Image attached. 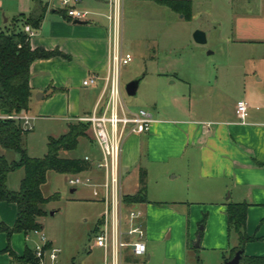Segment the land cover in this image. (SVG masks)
Returning a JSON list of instances; mask_svg holds the SVG:
<instances>
[{
	"label": "crops",
	"instance_id": "crops-1",
	"mask_svg": "<svg viewBox=\"0 0 264 264\" xmlns=\"http://www.w3.org/2000/svg\"><path fill=\"white\" fill-rule=\"evenodd\" d=\"M42 1L47 4V9L30 37V45L32 48L58 49L68 58L54 56L32 62L29 78L32 98L27 114L32 121L47 117L64 121L65 133L72 118L91 112L103 87L108 44L107 21L100 13L107 11V0H80L77 6L92 13L82 21L61 14L58 0ZM13 2L17 9L10 12L18 11L12 19L32 10L30 0ZM2 5L0 0V30L9 20L4 17L8 8ZM242 26V43L257 52L256 60L244 68L246 77L241 86V97L237 99L246 101L248 106L244 121L236 114L237 101H232L229 107L218 102L213 106L211 99L206 97L201 98L200 103L197 100V104L189 106L186 112L169 116L158 113L153 116L155 121L148 133L129 135L122 144L123 196L138 191L140 172H144L146 183L149 174H167L168 181L165 197L148 196L145 186L143 201L125 202L127 207L135 206L143 212L140 223L145 232L147 251L144 258H134L126 250L124 264L133 260L142 264H191V248L199 237V230L202 231L199 249L205 253L199 257V262L208 264L207 254L214 251L216 264H225L224 257L229 258L232 249L238 245L237 235L228 229V202L248 204L246 232L258 238L244 245L243 254L264 256V0L257 13L249 11L243 17ZM91 74L98 76L96 84L82 85V80ZM208 82L205 87L217 89L219 84L229 83V77H216L214 83ZM205 87H200L197 81L196 90ZM43 136L46 144L49 136L57 137L46 132ZM8 153L5 151L2 155L7 157ZM93 170L94 167L88 172ZM8 177L9 174L6 186L17 189V185H8ZM127 179L133 181L130 188L124 187ZM16 217V204L0 201V223L12 226ZM203 218L204 224L199 227ZM46 240V246L59 248L53 239L46 236ZM38 242L39 237L32 231L12 233L9 239L0 232V264L11 263V256L5 251L7 245L16 256H22L26 247L34 250ZM100 249L102 262L92 255L91 245H84L80 257L74 253L61 257L60 250L54 261L46 254L45 262L104 264V250Z\"/></svg>",
	"mask_w": 264,
	"mask_h": 264
},
{
	"label": "rangeland",
	"instance_id": "rangeland-1",
	"mask_svg": "<svg viewBox=\"0 0 264 264\" xmlns=\"http://www.w3.org/2000/svg\"><path fill=\"white\" fill-rule=\"evenodd\" d=\"M13 1L1 0L2 6L8 8L4 17H9L2 27L3 31L13 28L11 17L18 11L10 12L17 9L13 7ZM191 2V18L186 20L182 14L158 3L157 0H122L121 46L124 52L132 56V60L121 68L122 98L128 109L143 108L152 116H158V113L169 116L186 112L189 106L194 107L197 104V100L200 103L201 98L208 97L213 106L218 102L221 106L229 107L232 101L241 97V86L246 77L244 68L253 59L256 60L254 57L257 53L241 41L240 37L244 32L242 19L249 11L257 13L261 9L262 0ZM106 12L105 10L100 14L107 21ZM20 25V22H15L16 27ZM197 29L206 34L204 44L193 39V32ZM226 76L229 77V83H221L216 86L217 89L205 87L208 81L214 83L216 77ZM137 77H141L137 92L129 96L124 85ZM197 81L200 87L205 88L196 90ZM47 118L33 120L35 127L26 135L27 151L29 148V155L33 157H40L46 152L43 136L45 132L58 136L66 128L64 121ZM5 151L9 152L6 154L9 160L18 159L14 151L0 145V155ZM85 155L98 158L100 156L99 148L91 140L89 131L85 137L79 138L76 148L61 150L59 153V156L69 158H82ZM93 171L80 174L101 178L100 169L95 167ZM20 174L23 176L21 168L10 172L8 185H17V188L19 177H22ZM75 176L53 170L47 172L41 191L45 197L52 198L44 204L46 214L40 219L42 231L56 242L61 250V257H68L72 253L80 257L84 245H91L92 255L102 262V250L95 243L93 228L104 211V204L91 195V187L69 184L68 179ZM167 182V174L147 175L145 186L148 196L165 197ZM132 185V180L124 181L125 188ZM71 188L76 191L71 192ZM81 195L85 197L81 198ZM201 226L200 224L199 227ZM202 255L205 256V253H201L194 242L190 253L191 264H201L198 259ZM206 263L216 264L214 251L208 252ZM13 264L25 263L15 260ZM44 264H49L45 262V258Z\"/></svg>",
	"mask_w": 264,
	"mask_h": 264
},
{
	"label": "trees",
	"instance_id": "trees-1",
	"mask_svg": "<svg viewBox=\"0 0 264 264\" xmlns=\"http://www.w3.org/2000/svg\"><path fill=\"white\" fill-rule=\"evenodd\" d=\"M32 10L29 14H20L13 18V28L9 31L0 30V112L3 115H15L29 112L32 89L29 84L30 65L37 59H48L54 56L68 58L58 49L46 50L42 47L32 48L30 35L24 31V26L29 25L35 31L46 12L47 4L42 0H31ZM176 13H180L186 20L191 18V0H157ZM60 13L68 18L65 10ZM15 22H20L19 27ZM53 89L52 91H56ZM89 125L83 122H69L65 133L47 139L46 153L41 157H32L27 152L26 135L31 129H25L22 122L17 119L0 117V145L5 149L14 151L17 160H9L0 155V201L13 202L17 206V217L12 226L0 223V232L7 238L12 233H28L34 229H41L40 219L46 214L44 204L52 197L42 194L41 186L46 182V174L53 170L63 174H79L91 169V165L84 158L61 157V150L76 148L79 138L85 137ZM23 170V176L17 189L6 186L7 175L17 169ZM145 198V174L140 172L139 189L133 195L123 196L126 203H136ZM248 204L245 202L227 204L228 229L238 238V245L232 249L229 258L224 257V263L231 259L235 252L244 247L247 242L256 241L258 238L246 232ZM204 224V218L200 222ZM199 238L202 231L198 232ZM46 248H49L46 246ZM5 251L11 256V263L19 261L25 264H41L34 250L26 247L22 256H16L9 245ZM239 264H264V256H245L242 254Z\"/></svg>",
	"mask_w": 264,
	"mask_h": 264
},
{
	"label": "built area",
	"instance_id": "built-area-1",
	"mask_svg": "<svg viewBox=\"0 0 264 264\" xmlns=\"http://www.w3.org/2000/svg\"><path fill=\"white\" fill-rule=\"evenodd\" d=\"M59 7L65 10L67 16L75 20H86L92 13L78 7L80 0H58ZM107 44L108 66L103 77L101 93L90 113L76 116L70 121L83 122L89 125L91 140L97 145L100 156L93 159L85 155L91 169L94 167L102 171L101 178L81 176L75 174L69 178L71 185H85L91 187L93 197L104 204L95 230V243L104 250V264H124L125 251L129 250L132 257L144 258L146 255L145 232L140 223L143 212L134 207H127L121 190L120 153L124 140L132 134L148 133L155 121L152 114L140 108L130 110L122 98L121 68L132 60L128 52L121 46V5L122 0H107ZM24 31L30 36L34 30L29 25ZM98 76L91 74L82 80V85L93 86ZM247 103L244 100L236 102V114L242 121L247 116ZM0 117L17 119L25 129H32V117L26 112ZM39 237L34 247L36 257L44 263L47 254L54 261L60 251L59 248H46V236L41 229L32 230ZM129 264H142L137 260Z\"/></svg>",
	"mask_w": 264,
	"mask_h": 264
},
{
	"label": "water",
	"instance_id": "water-1",
	"mask_svg": "<svg viewBox=\"0 0 264 264\" xmlns=\"http://www.w3.org/2000/svg\"><path fill=\"white\" fill-rule=\"evenodd\" d=\"M192 36L194 41L197 43L204 44L206 42V34L204 31L200 29L195 30ZM140 80L141 77H137L125 83L124 90L127 95L133 96L136 94ZM199 240L200 238L198 237L195 241V247H199ZM242 254H243V247L238 249L233 255V257L228 261H226L225 264H239Z\"/></svg>",
	"mask_w": 264,
	"mask_h": 264
}]
</instances>
